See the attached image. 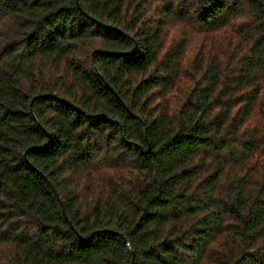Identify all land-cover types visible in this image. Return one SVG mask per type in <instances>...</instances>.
Here are the masks:
<instances>
[{
  "label": "trees",
  "instance_id": "16d2710c",
  "mask_svg": "<svg viewBox=\"0 0 264 264\" xmlns=\"http://www.w3.org/2000/svg\"><path fill=\"white\" fill-rule=\"evenodd\" d=\"M0 264H264V0H0Z\"/></svg>",
  "mask_w": 264,
  "mask_h": 264
},
{
  "label": "water",
  "instance_id": "95a60500",
  "mask_svg": "<svg viewBox=\"0 0 264 264\" xmlns=\"http://www.w3.org/2000/svg\"><path fill=\"white\" fill-rule=\"evenodd\" d=\"M54 188V186H52ZM56 195L58 196V194L56 193ZM59 197V196H58Z\"/></svg>",
  "mask_w": 264,
  "mask_h": 264
}]
</instances>
